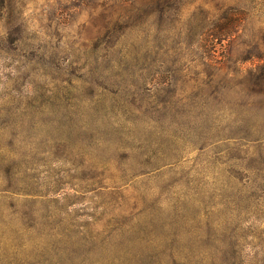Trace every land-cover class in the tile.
Segmentation results:
<instances>
[{"label":"rangeland","instance_id":"rangeland-1","mask_svg":"<svg viewBox=\"0 0 264 264\" xmlns=\"http://www.w3.org/2000/svg\"><path fill=\"white\" fill-rule=\"evenodd\" d=\"M220 2L0 0V264H264V40L192 35Z\"/></svg>","mask_w":264,"mask_h":264},{"label":"trees","instance_id":"trees-1","mask_svg":"<svg viewBox=\"0 0 264 264\" xmlns=\"http://www.w3.org/2000/svg\"><path fill=\"white\" fill-rule=\"evenodd\" d=\"M252 23L257 35L264 40V0H222L212 10L201 8L198 27L192 35L204 41H228L252 34Z\"/></svg>","mask_w":264,"mask_h":264}]
</instances>
